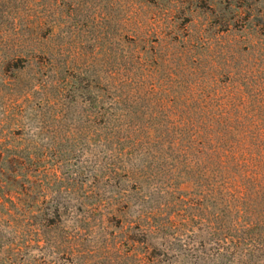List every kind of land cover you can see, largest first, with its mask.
<instances>
[{
	"label": "rangeland",
	"instance_id": "obj_1",
	"mask_svg": "<svg viewBox=\"0 0 264 264\" xmlns=\"http://www.w3.org/2000/svg\"><path fill=\"white\" fill-rule=\"evenodd\" d=\"M248 69L264 0H0V264H264L129 133Z\"/></svg>",
	"mask_w": 264,
	"mask_h": 264
},
{
	"label": "trees",
	"instance_id": "obj_2",
	"mask_svg": "<svg viewBox=\"0 0 264 264\" xmlns=\"http://www.w3.org/2000/svg\"><path fill=\"white\" fill-rule=\"evenodd\" d=\"M240 76L191 86L178 114L129 131L139 134L147 162L156 158L203 196L206 240L220 246L264 240V81L253 82L254 70Z\"/></svg>",
	"mask_w": 264,
	"mask_h": 264
}]
</instances>
